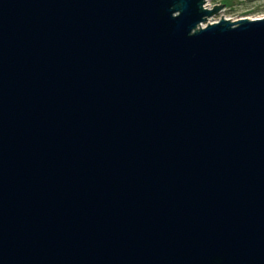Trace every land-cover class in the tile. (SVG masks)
Wrapping results in <instances>:
<instances>
[{
	"label": "water",
	"instance_id": "1",
	"mask_svg": "<svg viewBox=\"0 0 264 264\" xmlns=\"http://www.w3.org/2000/svg\"><path fill=\"white\" fill-rule=\"evenodd\" d=\"M206 0H0V264H264V18Z\"/></svg>",
	"mask_w": 264,
	"mask_h": 264
},
{
	"label": "rangeland",
	"instance_id": "2",
	"mask_svg": "<svg viewBox=\"0 0 264 264\" xmlns=\"http://www.w3.org/2000/svg\"><path fill=\"white\" fill-rule=\"evenodd\" d=\"M220 4H225V6L210 20H220L223 17L236 21L242 18L258 19L264 17V0H207L204 7L213 9Z\"/></svg>",
	"mask_w": 264,
	"mask_h": 264
},
{
	"label": "bare ground",
	"instance_id": "3",
	"mask_svg": "<svg viewBox=\"0 0 264 264\" xmlns=\"http://www.w3.org/2000/svg\"><path fill=\"white\" fill-rule=\"evenodd\" d=\"M207 1V0H206ZM206 4V3H205ZM211 10H212V8H210ZM211 19V17H209L208 18V20H207V22L206 23H203L202 24V27H207L209 24H215V23H218V22H220L222 19H220V20H210ZM242 19H244V18H242ZM249 19V18H248ZM259 19V18H258ZM231 20V19H230ZM239 20H241V19H239ZM252 20V19H251ZM254 20V19H253ZM232 21H234V20H232Z\"/></svg>",
	"mask_w": 264,
	"mask_h": 264
},
{
	"label": "built area",
	"instance_id": "4",
	"mask_svg": "<svg viewBox=\"0 0 264 264\" xmlns=\"http://www.w3.org/2000/svg\"><path fill=\"white\" fill-rule=\"evenodd\" d=\"M212 18V17H211ZM264 18V17H263ZM224 19H227V20H230V19H228V18H224ZM232 20V19H231ZM235 21V20H234ZM237 21V20H236Z\"/></svg>",
	"mask_w": 264,
	"mask_h": 264
}]
</instances>
